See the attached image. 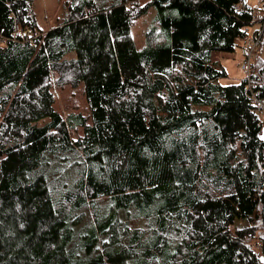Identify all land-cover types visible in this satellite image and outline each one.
<instances>
[{
	"label": "trees",
	"instance_id": "1",
	"mask_svg": "<svg viewBox=\"0 0 264 264\" xmlns=\"http://www.w3.org/2000/svg\"><path fill=\"white\" fill-rule=\"evenodd\" d=\"M36 1L0 0V264H264V120L214 59L255 10L66 0L44 32ZM251 81L264 100L260 56ZM54 86H82L87 115Z\"/></svg>",
	"mask_w": 264,
	"mask_h": 264
},
{
	"label": "rangeland",
	"instance_id": "2",
	"mask_svg": "<svg viewBox=\"0 0 264 264\" xmlns=\"http://www.w3.org/2000/svg\"><path fill=\"white\" fill-rule=\"evenodd\" d=\"M66 0H37L34 4L36 16L38 19L39 27L42 31L47 32L52 30L57 26V21L65 16L66 8H65ZM247 5L254 10H262L264 3L263 0H246ZM156 16L157 12L153 7H150L146 14L142 16L138 21L131 27V35L138 50H143L147 46V31L150 28L155 27L156 24ZM260 28L259 23H255L249 28L250 34ZM240 48L236 50L235 53L231 55L224 54H215L214 59L220 61V64L227 71L228 77L221 79L220 83L222 85H230L241 82L246 79L245 73L240 68L241 57ZM70 55V57H72ZM261 57L264 60V47L262 46V50H260L256 54L257 57ZM55 87V86H54ZM56 91V102L57 109L64 116H68V114L78 109L84 115H87V103L86 99L82 93V86H79L77 89H71L68 87L65 90H57L56 87L54 89ZM260 118L264 120V115L261 110H258ZM239 227L246 226V223L240 222L238 223Z\"/></svg>",
	"mask_w": 264,
	"mask_h": 264
},
{
	"label": "built area",
	"instance_id": "3",
	"mask_svg": "<svg viewBox=\"0 0 264 264\" xmlns=\"http://www.w3.org/2000/svg\"><path fill=\"white\" fill-rule=\"evenodd\" d=\"M253 20L260 24L253 33H249L245 43L240 47V68L245 73L248 81V91L251 94L254 104L261 110L264 115V100L259 97V93L256 91L257 85L252 83L250 78L252 75L253 65L256 60V54L259 51L261 40L264 35V6L262 10H255ZM263 163H264V151H263ZM264 184V183H263ZM264 191V185H263Z\"/></svg>",
	"mask_w": 264,
	"mask_h": 264
},
{
	"label": "water",
	"instance_id": "4",
	"mask_svg": "<svg viewBox=\"0 0 264 264\" xmlns=\"http://www.w3.org/2000/svg\"><path fill=\"white\" fill-rule=\"evenodd\" d=\"M262 138L264 139V132L262 134ZM261 261H264V258L263 257L261 258Z\"/></svg>",
	"mask_w": 264,
	"mask_h": 264
},
{
	"label": "bare ground",
	"instance_id": "5",
	"mask_svg": "<svg viewBox=\"0 0 264 264\" xmlns=\"http://www.w3.org/2000/svg\"><path fill=\"white\" fill-rule=\"evenodd\" d=\"M243 46V45H242ZM250 80H251V78H250ZM252 82V81H251ZM253 83V82H252Z\"/></svg>",
	"mask_w": 264,
	"mask_h": 264
},
{
	"label": "crops",
	"instance_id": "6",
	"mask_svg": "<svg viewBox=\"0 0 264 264\" xmlns=\"http://www.w3.org/2000/svg\"><path fill=\"white\" fill-rule=\"evenodd\" d=\"M240 56V55H239ZM241 57V56H240Z\"/></svg>",
	"mask_w": 264,
	"mask_h": 264
}]
</instances>
